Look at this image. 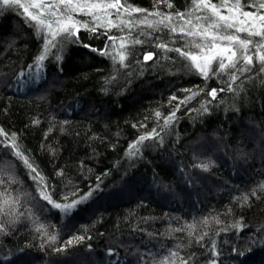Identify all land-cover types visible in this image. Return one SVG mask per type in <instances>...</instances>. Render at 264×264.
<instances>
[{
	"label": "trees",
	"instance_id": "obj_1",
	"mask_svg": "<svg viewBox=\"0 0 264 264\" xmlns=\"http://www.w3.org/2000/svg\"><path fill=\"white\" fill-rule=\"evenodd\" d=\"M199 2L121 0L144 10L123 16L139 24L123 65L83 45L104 49L108 35L127 29L81 27L76 43L57 37L38 71L45 33L23 9L0 7V264H206L212 245L218 264H264V65L250 46L251 70L211 100L210 89L229 88L227 76L204 80L174 50L195 51L188 41L196 38L170 33L156 15L148 17L153 28L140 23L148 12L175 23L176 13H191L196 23L195 16L211 15L195 10ZM261 4L239 0L236 12L264 14ZM74 15L89 27L99 23ZM146 53L153 59L145 61ZM140 136L147 138L137 143ZM12 145L54 201L91 195L70 215L48 205Z\"/></svg>",
	"mask_w": 264,
	"mask_h": 264
},
{
	"label": "snow or ice",
	"instance_id": "obj_2",
	"mask_svg": "<svg viewBox=\"0 0 264 264\" xmlns=\"http://www.w3.org/2000/svg\"><path fill=\"white\" fill-rule=\"evenodd\" d=\"M60 5L64 6L63 10L60 9ZM0 7H15L23 9L21 15H26L30 21H34L35 24L32 26L36 27L38 32L45 33L42 37L44 52L37 58V71L43 67L42 62L44 61L48 50L56 42L57 37H62L60 43L67 42L71 38H75L72 42L76 43L79 41L81 27L89 32H96L98 26L104 27L105 34H107L110 28L113 27L121 32L127 29L126 35H108L107 39L111 41L112 44L106 45L104 49L98 50L92 48L88 44L83 45L86 48H91L92 51H98L101 55H109L113 61L117 60L118 57L120 63L123 65L127 55L124 51L126 48V42H128V38L131 36L133 29L139 26L136 20H126L123 16L125 14L130 16L132 12H144L141 8L129 9L127 5L121 4V0H96V2H93V0H59L57 5H46L43 3V0H40L39 3H37L36 0H31L29 3H23L22 0H0ZM48 8L53 9L48 13V15L52 17L50 20L42 18L45 16L44 10ZM238 8L239 0L231 5L226 2L219 3V0H217V2H212V0H200L199 3L195 4V10L210 12L211 15L195 16L194 19L196 23H193L191 13L186 14L183 12L175 14L179 23L173 22V16L170 14L164 15L153 12H148L144 17V20L140 21V23L146 24L148 28H153V22H149L148 17L156 15L159 16L160 19L154 23L162 25L163 28L168 29L170 33L176 34L178 31L179 34L184 37L196 38L188 41L195 51L184 50L181 47H177L174 50L179 56L189 62L185 67L194 68L204 80L209 78L210 73L213 76L218 73H224L227 76V83L229 85L228 89L220 88L218 90L213 88L208 91V97H210L211 100H215L218 91L224 92L226 90H231V84L237 80L238 72L251 70L250 66L253 65V56L249 54L250 46H253L259 64L264 65V54H261L264 52V14L258 15L252 11H242L237 13L236 10ZM260 8L264 9V4H261ZM30 9H35L36 11H30ZM222 9L224 10L223 13ZM109 10H114V13L118 18L117 20L114 21L111 19ZM229 12L233 14H228ZM74 14L92 16L95 21L99 23L98 25L94 24L92 27H89L86 22L77 19ZM201 21H205V23H200ZM53 25H55V28ZM159 30L160 28L157 27L156 31ZM240 33H246V36L241 37V35H239ZM251 37H259L260 39L254 43L253 40L250 39ZM131 43L139 44L141 43V40L137 38L132 40ZM109 47L113 50L111 53L108 51ZM158 47L164 51L172 50L164 43L159 44ZM153 55V53H146L143 59L145 61L152 60ZM213 63L216 64L215 70L212 68ZM241 63H243L244 67L238 69L237 65ZM229 68L232 71H226ZM29 71L31 72L33 69L30 67ZM260 71H264V67H261ZM185 91L189 90L185 89ZM171 99L177 98L173 96ZM188 99H191V96L180 100V103L176 105L175 110L166 117L164 121L165 125L175 120L176 111H178L180 105L184 104ZM203 111L207 112L208 108L206 106L203 107ZM156 116L159 117L160 113L157 112ZM0 133H3V129H0ZM153 134L156 133L153 132ZM4 135L6 137L9 136L8 133H4ZM146 138V136H140L137 143L144 141ZM12 147L14 149L13 154L15 157L22 161V163L29 169L30 173L35 174L31 176V179H33V181L40 187V197L45 200L48 205L58 209L61 213L70 215L76 208L77 204L84 202L87 200L88 196L91 195V192H89L84 197L69 203L54 201L48 194L49 186L42 182L43 178L32 163H30L27 156L19 151L18 145H12ZM132 147L135 148L136 145L134 144ZM204 168L206 170L207 165H204ZM69 195H71V193H69ZM66 198L67 197H65V199ZM189 227H191V225ZM37 230L39 231V229ZM202 238L203 237H201V239ZM51 239L54 241L55 236H52ZM69 243H71V241H69ZM214 249L215 245H212V248H210L209 251L211 252L213 259L207 261L206 264H218L217 258L219 253ZM108 255H113L112 250H109ZM173 255H175V253H173Z\"/></svg>",
	"mask_w": 264,
	"mask_h": 264
},
{
	"label": "rangeland",
	"instance_id": "obj_3",
	"mask_svg": "<svg viewBox=\"0 0 264 264\" xmlns=\"http://www.w3.org/2000/svg\"><path fill=\"white\" fill-rule=\"evenodd\" d=\"M58 2L57 3H59V0H57ZM22 2L23 3H29V2H31V0H22ZM36 2L37 3H39L40 2V0H36ZM43 3L44 4H46V5H49V3H48V0H43ZM51 3L52 4H55L56 2L53 0V2L51 1ZM60 7H61V5H60ZM52 11V9L51 8H48V9H45L44 11H45V16L44 17H42V18H49V16H48V12L49 11ZM30 11H36L35 9H30ZM50 13V12H49ZM34 75L32 74V77H33ZM84 203V202H83Z\"/></svg>",
	"mask_w": 264,
	"mask_h": 264
}]
</instances>
